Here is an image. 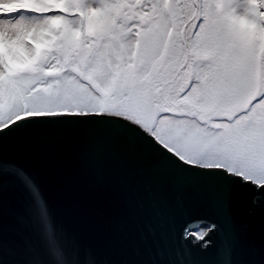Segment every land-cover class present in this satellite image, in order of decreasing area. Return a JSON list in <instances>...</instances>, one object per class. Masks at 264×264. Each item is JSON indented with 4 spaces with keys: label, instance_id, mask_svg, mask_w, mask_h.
Here are the masks:
<instances>
[{
    "label": "snow or ice",
    "instance_id": "snow-or-ice-1",
    "mask_svg": "<svg viewBox=\"0 0 264 264\" xmlns=\"http://www.w3.org/2000/svg\"><path fill=\"white\" fill-rule=\"evenodd\" d=\"M89 123L212 184L229 213L238 193L257 203L264 0H0V142ZM219 230L200 219L180 239L208 249Z\"/></svg>",
    "mask_w": 264,
    "mask_h": 264
},
{
    "label": "water",
    "instance_id": "water-1",
    "mask_svg": "<svg viewBox=\"0 0 264 264\" xmlns=\"http://www.w3.org/2000/svg\"><path fill=\"white\" fill-rule=\"evenodd\" d=\"M0 154L7 264H264V198L238 193L229 213L212 184L109 125L37 126L4 138ZM200 219L220 230L190 250L182 227Z\"/></svg>",
    "mask_w": 264,
    "mask_h": 264
}]
</instances>
